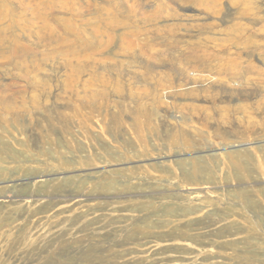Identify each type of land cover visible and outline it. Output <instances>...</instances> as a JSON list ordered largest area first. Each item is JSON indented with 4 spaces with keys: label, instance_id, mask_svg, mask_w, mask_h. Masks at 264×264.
Segmentation results:
<instances>
[{
    "label": "rangeland",
    "instance_id": "rangeland-1",
    "mask_svg": "<svg viewBox=\"0 0 264 264\" xmlns=\"http://www.w3.org/2000/svg\"><path fill=\"white\" fill-rule=\"evenodd\" d=\"M0 264H264V0H0Z\"/></svg>",
    "mask_w": 264,
    "mask_h": 264
},
{
    "label": "bare ground",
    "instance_id": "bare-ground-1",
    "mask_svg": "<svg viewBox=\"0 0 264 264\" xmlns=\"http://www.w3.org/2000/svg\"><path fill=\"white\" fill-rule=\"evenodd\" d=\"M258 75H259V76H263V73L260 72V71H258Z\"/></svg>",
    "mask_w": 264,
    "mask_h": 264
}]
</instances>
